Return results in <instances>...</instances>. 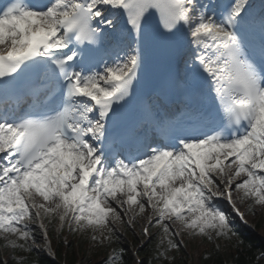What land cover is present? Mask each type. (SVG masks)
Masks as SVG:
<instances>
[{
    "label": "snow or ice",
    "instance_id": "1",
    "mask_svg": "<svg viewBox=\"0 0 264 264\" xmlns=\"http://www.w3.org/2000/svg\"><path fill=\"white\" fill-rule=\"evenodd\" d=\"M244 202L264 208V0H0V264L60 260L65 231L99 264L198 241L245 264Z\"/></svg>",
    "mask_w": 264,
    "mask_h": 264
},
{
    "label": "trees",
    "instance_id": "2",
    "mask_svg": "<svg viewBox=\"0 0 264 264\" xmlns=\"http://www.w3.org/2000/svg\"><path fill=\"white\" fill-rule=\"evenodd\" d=\"M259 228V225H257V229ZM239 235L244 239L245 245L250 246L251 250L248 252H244V255L242 259L245 261V264H264V244L261 243L257 236L251 232L244 231L242 233H239ZM76 243H73V251L71 254H68V249L63 247L62 244H58L55 246V251L60 255V260H50V264H58V262L65 261L67 264H76L78 260H83L87 256V244L85 243L82 247H76ZM213 248V247H212ZM212 248L206 251V253H210L212 251ZM205 253L202 252L199 254L197 259V264H206V262L202 261L201 255ZM67 254V255H66ZM105 253L103 251H100L98 255H94L91 258H94L96 261L100 260L101 257H103ZM238 254L233 250L230 253L231 257H236ZM131 255L128 252V256L125 257L127 260ZM147 259V257H145ZM221 260L226 261V264H233L232 260L228 258V255L222 253ZM194 257H191V260L185 261V264H194ZM96 264V263H95Z\"/></svg>",
    "mask_w": 264,
    "mask_h": 264
},
{
    "label": "rangeland",
    "instance_id": "3",
    "mask_svg": "<svg viewBox=\"0 0 264 264\" xmlns=\"http://www.w3.org/2000/svg\"><path fill=\"white\" fill-rule=\"evenodd\" d=\"M233 194H234L235 200H236L238 194L237 193H233ZM238 204H240L241 208L246 212V219H247L248 222L253 221L255 219V217H258V216L262 217L264 219V208H262L260 206H254L253 209L251 211H249L248 202L238 203ZM140 223H142V221H140ZM116 227H117L118 230H120V226L119 225H117ZM138 230L139 229H137V231ZM64 235L66 237H70V235L68 234L67 231L64 232ZM259 235H260L261 238L264 239V226L261 229V231L259 232ZM129 236H131V235H128L127 237H129ZM41 242H42V239H41ZM128 243H131V241H129ZM197 243L199 245L198 246L199 250H202V249H204L207 246V244L204 245L202 242H199V241ZM0 256H4V250L2 248H0ZM78 264H80V263H78Z\"/></svg>",
    "mask_w": 264,
    "mask_h": 264
}]
</instances>
